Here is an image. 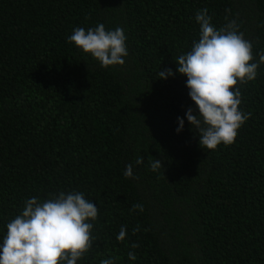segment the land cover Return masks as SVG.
I'll list each match as a JSON object with an SVG mask.
<instances>
[{"label": "trees", "instance_id": "1", "mask_svg": "<svg viewBox=\"0 0 264 264\" xmlns=\"http://www.w3.org/2000/svg\"><path fill=\"white\" fill-rule=\"evenodd\" d=\"M204 8L217 29L234 21L259 61L264 0H0V237L27 199L75 190L99 209L77 264H264V63L236 85L250 115L233 144L202 149L187 120L176 133L196 108L175 63ZM99 23L125 30L124 66L68 41Z\"/></svg>", "mask_w": 264, "mask_h": 264}, {"label": "clouds", "instance_id": "2", "mask_svg": "<svg viewBox=\"0 0 264 264\" xmlns=\"http://www.w3.org/2000/svg\"><path fill=\"white\" fill-rule=\"evenodd\" d=\"M194 18L199 25V39L179 55L175 64L176 74L186 77L185 87L196 111L189 108L183 118L177 117L176 133L183 131L187 120L198 135L199 146L215 150L221 144H233L238 130L249 119L250 114L239 108L241 91L236 85L256 78L264 54L258 62H252L253 44L234 21L217 29L207 8L197 11ZM68 41L102 68L124 66L129 55L122 27L106 29L103 23L88 29L76 27ZM158 75L166 80L174 73L165 69ZM142 163L141 157L135 161V165ZM151 169H163L162 162L153 159ZM134 170L132 163L125 165V178L135 179ZM136 207L142 211L141 206ZM98 211L92 200L75 190L60 191L43 202L37 197L27 199L22 212L6 225L0 237V264H77L93 246L92 230ZM126 232L121 227L117 240L123 241ZM116 259H103L100 264H116ZM128 259L135 261L137 257L130 251Z\"/></svg>", "mask_w": 264, "mask_h": 264}]
</instances>
